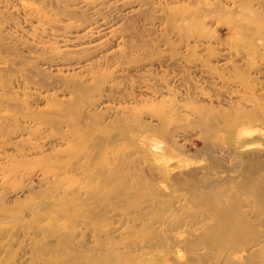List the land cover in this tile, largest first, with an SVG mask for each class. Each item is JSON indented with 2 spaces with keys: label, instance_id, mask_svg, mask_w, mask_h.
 I'll return each mask as SVG.
<instances>
[{
  "label": "rangeland",
  "instance_id": "obj_1",
  "mask_svg": "<svg viewBox=\"0 0 264 264\" xmlns=\"http://www.w3.org/2000/svg\"><path fill=\"white\" fill-rule=\"evenodd\" d=\"M263 12L0 0V264H264Z\"/></svg>",
  "mask_w": 264,
  "mask_h": 264
},
{
  "label": "bare ground",
  "instance_id": "obj_2",
  "mask_svg": "<svg viewBox=\"0 0 264 264\" xmlns=\"http://www.w3.org/2000/svg\"><path fill=\"white\" fill-rule=\"evenodd\" d=\"M15 1V0H14ZM17 1V0H16ZM36 1V0H35ZM237 1V0H236ZM250 2V1H249ZM248 2V3H249ZM26 3V2H25ZM235 3V2H234ZM245 3V2H244ZM251 3V2H250ZM249 3V4H250ZM236 4V3H235ZM68 5V4H67ZM36 6V5H35ZM234 6V5H233ZM27 7V6H26ZM50 8V7H49ZM184 8V7H183ZM41 9V8H40ZM54 9V8H53ZM28 12V11H27ZM39 13V12H38ZM41 13V12H40ZM80 13V12H79ZM264 13V12H263ZM48 14V13H47ZM56 15V14H55ZM182 15V14H181ZM107 16V15H106ZM260 17V16H259ZM41 18V17H40ZM71 19H73L72 17H71ZM54 20V19H53ZM42 21V20H41ZM105 21V20H104ZM108 21V20H107ZM48 22V21H47ZM106 22V21H105ZM50 23V22H49ZM106 24H107V22H106ZM55 26V25H54ZM234 30H235V32H241V34H244V33H249V31L247 30V28L248 27H246V29H245V27L244 26H242V25H240V24H234ZM106 29V28H105ZM37 30V29H36ZM249 30H250V28H249ZM209 34V33H208ZM251 34H253L254 36H259L260 38H262L263 40H264V24H259L258 26H256L255 28H253V30L251 31ZM210 35V34H209ZM106 38V37H105ZM251 38H253V36L251 37ZM259 41V40H258ZM249 44H250V48H254V46H253V42L252 41H249ZM1 47V46H0ZM233 47H235V49L236 50H239L240 49V44L238 43V42H234V45H233ZM67 49H72V48H67ZM78 49V48H77ZM68 52V51H67ZM71 53H72V51H71ZM73 53H75V51L73 52ZM77 53V52H76ZM33 66V65H32ZM27 68V67H26ZM30 70H32V69H30ZM40 70V69H39ZM26 74V73H25ZM34 78V77H33ZM97 86V85H96ZM11 93V92H10ZM16 110V109H15ZM12 112V111H11ZM17 114H19V113H17ZM4 119V118H3ZM81 119V118H80ZM3 122V121H2ZM5 122V121H4ZM83 123V122H82ZM238 123V122H237ZM244 123V122H243ZM248 125H250V124H248ZM251 126V125H250ZM241 127V126H240ZM245 127V126H244ZM243 126H242V128L243 129H245ZM261 127V126H260ZM259 127V128H260ZM233 128H234V126H233ZM264 128V127H263ZM236 129V128H235ZM240 130V129H239ZM238 130V131H239ZM236 131V130H235ZM244 131V130H243ZM250 132V131H249ZM252 132H254V131H252ZM245 134V133H244ZM259 134V133H258ZM253 136V135H252ZM251 136V137H252ZM233 137V136H232ZM245 144V143H244ZM246 145H248V144H246ZM243 146H245V145H243ZM247 148V147H246ZM250 156V155H249ZM246 157V156H245ZM256 157V156H255ZM248 160V159H247ZM247 167V166H246ZM247 169V168H246ZM244 171V170H243ZM255 171V170H254ZM239 174V173H238ZM250 174V173H249ZM240 175H242V174H240ZM244 176V175H243ZM250 178V177H249ZM246 183V182H245ZM210 185V184H209ZM215 193V192H214ZM218 232V231H217ZM236 248V247H235ZM233 250V249H232ZM242 251V250H241ZM235 253V252H234Z\"/></svg>",
  "mask_w": 264,
  "mask_h": 264
}]
</instances>
